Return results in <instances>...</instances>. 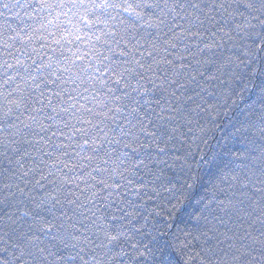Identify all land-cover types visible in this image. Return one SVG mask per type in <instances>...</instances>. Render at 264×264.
<instances>
[{
  "label": "snow or ice",
  "instance_id": "obj_1",
  "mask_svg": "<svg viewBox=\"0 0 264 264\" xmlns=\"http://www.w3.org/2000/svg\"><path fill=\"white\" fill-rule=\"evenodd\" d=\"M0 264H264V0H0Z\"/></svg>",
  "mask_w": 264,
  "mask_h": 264
},
{
  "label": "trees",
  "instance_id": "obj_2",
  "mask_svg": "<svg viewBox=\"0 0 264 264\" xmlns=\"http://www.w3.org/2000/svg\"><path fill=\"white\" fill-rule=\"evenodd\" d=\"M182 220H183L184 222H187V216H186V215L183 216V217H182ZM184 222H182V223L180 224L181 227H184V226H185V223H184ZM192 223H194V221H193Z\"/></svg>",
  "mask_w": 264,
  "mask_h": 264
}]
</instances>
